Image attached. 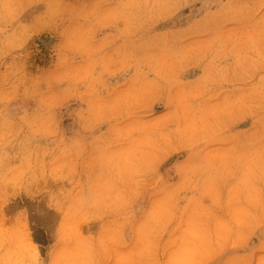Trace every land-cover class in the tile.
Masks as SVG:
<instances>
[{
	"label": "clouds",
	"instance_id": "9594fccd",
	"mask_svg": "<svg viewBox=\"0 0 264 264\" xmlns=\"http://www.w3.org/2000/svg\"><path fill=\"white\" fill-rule=\"evenodd\" d=\"M0 264H264V0H0Z\"/></svg>",
	"mask_w": 264,
	"mask_h": 264
},
{
	"label": "rangeland",
	"instance_id": "374dc122",
	"mask_svg": "<svg viewBox=\"0 0 264 264\" xmlns=\"http://www.w3.org/2000/svg\"><path fill=\"white\" fill-rule=\"evenodd\" d=\"M196 7L198 8L199 5H196ZM187 9H185V13H187ZM39 63V61H37ZM43 66V65H41ZM22 207H27L28 210H29V216H30V220H36V219H39L38 216L34 215L35 213V210L37 208V205L33 202H30L28 201L27 199L24 200L23 203L20 202V200L18 199L16 202H14L12 205L9 206V209L7 210V213L9 215H12L14 214L17 210H19L20 208ZM38 207L47 213V216H48V220L49 222L51 221V218H52V213L48 212V210L45 208L44 204L43 203H40L38 205ZM34 239H35V242L37 243H41V244H44L46 243V238L42 235H39V234H36L34 233Z\"/></svg>",
	"mask_w": 264,
	"mask_h": 264
}]
</instances>
